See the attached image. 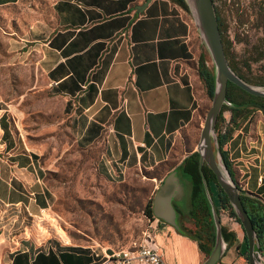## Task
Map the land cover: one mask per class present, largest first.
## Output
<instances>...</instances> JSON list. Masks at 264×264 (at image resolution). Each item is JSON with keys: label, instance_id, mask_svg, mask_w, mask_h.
Instances as JSON below:
<instances>
[{"label": "crops", "instance_id": "0c3cea01", "mask_svg": "<svg viewBox=\"0 0 264 264\" xmlns=\"http://www.w3.org/2000/svg\"><path fill=\"white\" fill-rule=\"evenodd\" d=\"M5 27L9 47L22 50L26 63L43 76L44 87L65 102V111L73 112L81 139L90 143L104 132L106 151L98 168L106 178L164 172L148 177L155 192L163 178L196 151L198 140L194 143L193 137L207 93L198 73L199 36L181 3L0 0V28ZM223 115L229 119L231 111ZM230 126L223 150L232 177L244 192L264 200V114L254 111ZM12 160L22 168L33 163L29 158L25 163L18 157ZM15 173L5 181L13 187L5 196L0 193V199L12 203L21 200L14 186L21 188L22 183ZM179 181L182 192L173 204L185 209L190 188L180 176ZM11 194L16 198L10 199ZM216 206L229 236L215 264H249L241 223L219 201ZM154 231L168 264H200L207 256L198 240L161 219ZM66 247L58 240L1 239L0 264H97L87 249Z\"/></svg>", "mask_w": 264, "mask_h": 264}, {"label": "rangeland", "instance_id": "374dc122", "mask_svg": "<svg viewBox=\"0 0 264 264\" xmlns=\"http://www.w3.org/2000/svg\"><path fill=\"white\" fill-rule=\"evenodd\" d=\"M260 2H214L225 19L227 38L238 59L249 50L251 53L252 45L264 37L263 28L257 27V20L264 22V4ZM7 32L6 27L0 28V193L5 196L8 187H13L5 181L14 178V169L22 185L14 186L20 201L0 199V240H58L67 246L94 248L96 252L105 246L122 248L139 243L151 219L144 213L146 203L154 195L148 177L160 172L137 171L120 180L106 178L98 168L106 151L104 132L90 143L81 139L73 112L65 111V102L44 87L43 76L26 63L22 50L13 45L17 53L9 47ZM198 41V50L204 52L211 66L210 56L200 38ZM250 68L251 76L264 78V56L250 60ZM204 105L194 143L211 105L208 95ZM2 117L9 128L6 141ZM15 157L18 162L33 160L31 168L19 166L12 160ZM210 195L217 205L213 184ZM9 197L16 198L13 194ZM40 200L45 201V206ZM183 226L197 232L192 220L184 219Z\"/></svg>", "mask_w": 264, "mask_h": 264}, {"label": "trees", "instance_id": "16d2710c", "mask_svg": "<svg viewBox=\"0 0 264 264\" xmlns=\"http://www.w3.org/2000/svg\"><path fill=\"white\" fill-rule=\"evenodd\" d=\"M172 1H177L181 3L186 9L188 8L184 0ZM213 2H215V0H213ZM260 3L264 4V0H261ZM215 10L223 42V47L229 66L245 82L249 84L254 83L264 85L263 76H251L252 71L250 68V60L260 59L264 56V37H259L258 41L252 45L251 53L249 50L243 58L238 59L236 53L231 49V42L227 38L228 28L225 19L216 4ZM260 15L261 10L258 9L257 17L260 18ZM257 27H261L264 30V22H260L257 20ZM203 53L204 52L201 51L199 56L198 73L206 86L207 95L209 96V98H212L214 88V72L213 68L208 65L206 61L207 59ZM226 98L230 102V104L222 106L216 121V132L218 144L221 149L224 162L230 170V163L227 154L223 150L224 144L230 138L232 133L230 123L237 124V119L243 121L251 113L257 110H260L264 114V97L250 94L235 85L234 83L228 82ZM225 109H229L231 111V116L228 120L223 115V111ZM1 122V127L4 130L3 138L4 141H6L9 135V128L7 124L4 123L3 117L1 118ZM10 146L11 144L7 145V147L9 148ZM198 158V153L194 151L190 155L186 156L181 162V164L176 168L178 175L188 183L190 188L188 205L185 209L177 210L183 219L192 220L197 232L195 233L192 230H187V228H185L181 222L179 223L178 230L198 240L199 248L206 255H208L214 244L215 229L213 216L211 214V206L207 199L204 189V183L198 167ZM21 163H25V161H21ZM202 171L204 173L209 192L211 184L215 185L216 187L219 206L222 209H225V211H227L230 216H233L238 220L232 206L229 203L226 194L218 185L212 170L204 164L202 166ZM239 190L243 206L251 219L260 248L264 252V200L255 194L244 192L240 187ZM40 203L45 206L44 200H40ZM214 206L219 217V208L215 205V203ZM144 213L148 217L152 218V198L149 199V201L146 203L144 207ZM221 233L224 240L228 241L229 233L226 232V230L222 226ZM230 235L232 236L231 233ZM66 248L70 251L87 249L91 253L90 249L82 248L80 246H67ZM50 252L51 249L49 250V253ZM92 257L96 261V258L93 255Z\"/></svg>", "mask_w": 264, "mask_h": 264}, {"label": "water", "instance_id": "95a60500", "mask_svg": "<svg viewBox=\"0 0 264 264\" xmlns=\"http://www.w3.org/2000/svg\"><path fill=\"white\" fill-rule=\"evenodd\" d=\"M193 18L204 51L211 58L214 72V88L211 105L204 117L197 142L199 155L198 167L204 183L207 199L214 220L215 240L211 251L200 264H215L226 249L221 233V224L215 210L214 201L206 184L202 166L207 165L215 175L216 181L226 194L247 240L249 264H264V252L261 250L251 219L243 206L237 182L224 162L217 140L216 121L223 105L230 102L226 98L227 83L232 82L244 91L264 97V85H252L241 79L229 66L226 59L221 33L218 26L213 0H184ZM177 169L170 171L157 186L152 197L153 216L179 228L177 213L173 202L182 192Z\"/></svg>", "mask_w": 264, "mask_h": 264}, {"label": "built area", "instance_id": "2783aa9c", "mask_svg": "<svg viewBox=\"0 0 264 264\" xmlns=\"http://www.w3.org/2000/svg\"><path fill=\"white\" fill-rule=\"evenodd\" d=\"M157 220L155 216L149 219L144 238L139 243L122 248L105 246L101 247L100 252L91 248L98 264H168L158 251L155 241L154 228Z\"/></svg>", "mask_w": 264, "mask_h": 264}, {"label": "flooded vegetation", "instance_id": "af4514ba", "mask_svg": "<svg viewBox=\"0 0 264 264\" xmlns=\"http://www.w3.org/2000/svg\"><path fill=\"white\" fill-rule=\"evenodd\" d=\"M174 203H175V205H177L176 202H174ZM177 209H180V208L177 207ZM177 209H176V210H177ZM183 220H184V219L180 216V214H179V212H178V210H177V223H178V225H179L180 222L183 224ZM185 220H186V219H185Z\"/></svg>", "mask_w": 264, "mask_h": 264}]
</instances>
